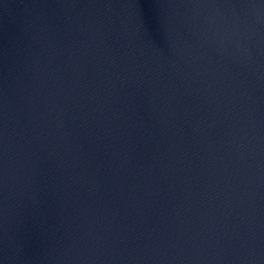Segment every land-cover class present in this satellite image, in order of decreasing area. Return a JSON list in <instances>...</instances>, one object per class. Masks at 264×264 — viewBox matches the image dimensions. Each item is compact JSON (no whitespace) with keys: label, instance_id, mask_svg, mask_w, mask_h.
<instances>
[{"label":"water","instance_id":"1","mask_svg":"<svg viewBox=\"0 0 264 264\" xmlns=\"http://www.w3.org/2000/svg\"><path fill=\"white\" fill-rule=\"evenodd\" d=\"M0 264H264V0H0Z\"/></svg>","mask_w":264,"mask_h":264}]
</instances>
